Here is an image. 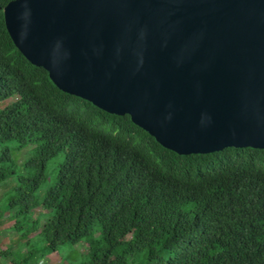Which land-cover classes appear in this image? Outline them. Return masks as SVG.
<instances>
[{"label":"trees","instance_id":"obj_1","mask_svg":"<svg viewBox=\"0 0 264 264\" xmlns=\"http://www.w3.org/2000/svg\"><path fill=\"white\" fill-rule=\"evenodd\" d=\"M9 1L0 0V185H17L0 206V240L14 234L0 260L28 264L84 242L87 252L68 264H129L138 253L143 264H264V150L179 155L129 115L65 92L15 45ZM27 146L18 174L12 151Z\"/></svg>","mask_w":264,"mask_h":264},{"label":"water","instance_id":"obj_2","mask_svg":"<svg viewBox=\"0 0 264 264\" xmlns=\"http://www.w3.org/2000/svg\"><path fill=\"white\" fill-rule=\"evenodd\" d=\"M17 48L179 155L264 150V0H11Z\"/></svg>","mask_w":264,"mask_h":264},{"label":"rangeland","instance_id":"obj_3","mask_svg":"<svg viewBox=\"0 0 264 264\" xmlns=\"http://www.w3.org/2000/svg\"><path fill=\"white\" fill-rule=\"evenodd\" d=\"M5 104H7V102ZM9 146L11 148H14L12 144H9ZM32 150H33V146H27L24 149H13L12 159H13V162L15 163L14 165L16 166V172L18 174L25 173L23 169V165L31 157ZM62 160H63V154H59L58 156L48 161L47 180L40 187L38 191V196L41 197L44 191L52 184L55 178V175L57 173V166ZM16 185H17L16 178H11L10 180H7L6 183H2L0 185V206L1 207L6 206L7 200L11 196L13 188H15ZM36 211L39 213L40 209ZM5 221H8V220H5ZM11 224L12 222H7V224L3 226V230L8 229V227ZM40 231L41 229L35 232L34 234H32L31 237H34L35 235L39 234ZM1 235L3 239L0 240V247H3L5 249L6 246L10 244V241L12 239V236L14 237V234H12V232L7 234L2 231ZM40 245H41V242L36 241L34 249L38 250V247H40ZM87 250H88L87 244L84 242H81L72 248H66V249L60 250L55 253L47 254L44 257L39 256L40 252H38L39 255H33V257L30 259L31 262H29L28 264H68L69 262L74 263V261L79 262L81 258L83 257L84 252H87ZM26 251H27V248H24V250L21 249L20 251H15L16 256L12 259L8 258L9 262H11V260L19 261L23 259L25 257L24 254ZM143 256H144L143 253L136 254L133 259H129V264H131L132 262L137 263V264H143L142 263ZM5 260H6L5 258L1 259L0 263L4 264Z\"/></svg>","mask_w":264,"mask_h":264}]
</instances>
